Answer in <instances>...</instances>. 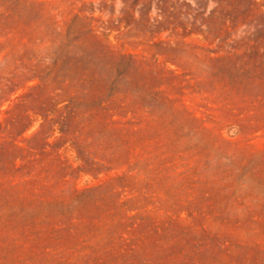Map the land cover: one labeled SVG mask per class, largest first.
I'll return each instance as SVG.
<instances>
[{
  "label": "rangeland",
  "instance_id": "rangeland-1",
  "mask_svg": "<svg viewBox=\"0 0 264 264\" xmlns=\"http://www.w3.org/2000/svg\"><path fill=\"white\" fill-rule=\"evenodd\" d=\"M0 264H264V0H0Z\"/></svg>",
  "mask_w": 264,
  "mask_h": 264
}]
</instances>
